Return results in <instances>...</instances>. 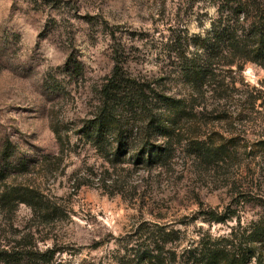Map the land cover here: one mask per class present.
<instances>
[{"label": "rangeland", "instance_id": "obj_1", "mask_svg": "<svg viewBox=\"0 0 264 264\" xmlns=\"http://www.w3.org/2000/svg\"><path fill=\"white\" fill-rule=\"evenodd\" d=\"M220 1L0 0V249L30 257L11 264H43L33 253L47 249L63 264H153L165 230L219 237L264 219L258 63L214 60L216 75L204 99L197 95L220 118L179 117L168 165L126 158L113 166L82 132L116 53L132 75L190 97L177 55L195 56L193 40L210 28ZM209 134L227 142L231 157L197 164L190 141ZM213 210L234 216L210 222ZM172 237L164 251L179 252Z\"/></svg>", "mask_w": 264, "mask_h": 264}, {"label": "trees", "instance_id": "obj_2", "mask_svg": "<svg viewBox=\"0 0 264 264\" xmlns=\"http://www.w3.org/2000/svg\"><path fill=\"white\" fill-rule=\"evenodd\" d=\"M217 12L210 28L193 40L195 56L190 57L185 50L177 55L184 60L182 73L196 95L193 92L190 97H177L159 89L146 77L132 75L118 53L115 54L111 73L97 85L99 97L93 117L86 119L82 127L83 136L108 163L116 166L127 158L145 168L168 165L175 151L174 126L179 117L197 118V122L219 119L220 116L209 117L210 111L204 112L205 103L198 101L197 95L204 99L207 90L204 88L216 75L215 59L222 62L221 66H239L243 60L264 68V0H223L218 3ZM53 128L62 144L59 131ZM206 138L208 141L195 135L190 141L197 164H212L231 157L227 142L215 140L211 134ZM260 144L264 153V140ZM246 194L247 191L242 196ZM260 202L264 206V201ZM205 214H210L209 220L214 223L234 216V213L220 215L214 210ZM163 235L157 253L147 258L153 264H264L263 218L219 237L205 232L187 239L173 230H165ZM173 235L180 240L181 250L164 251ZM28 252L13 246L1 248L0 264L20 263L29 257ZM33 254L43 264H63L53 259V249L37 250Z\"/></svg>", "mask_w": 264, "mask_h": 264}]
</instances>
